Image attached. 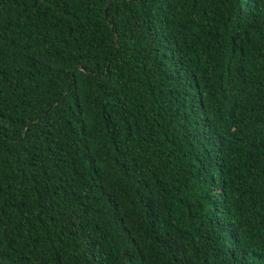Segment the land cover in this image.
I'll use <instances>...</instances> for the list:
<instances>
[{
    "label": "trees",
    "instance_id": "1",
    "mask_svg": "<svg viewBox=\"0 0 264 264\" xmlns=\"http://www.w3.org/2000/svg\"><path fill=\"white\" fill-rule=\"evenodd\" d=\"M0 264H264V0H0Z\"/></svg>",
    "mask_w": 264,
    "mask_h": 264
}]
</instances>
